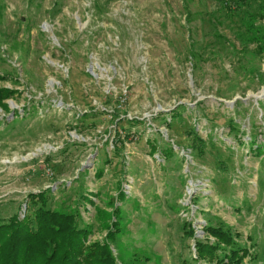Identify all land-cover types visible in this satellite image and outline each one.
Instances as JSON below:
<instances>
[{
    "label": "rangeland",
    "instance_id": "obj_1",
    "mask_svg": "<svg viewBox=\"0 0 264 264\" xmlns=\"http://www.w3.org/2000/svg\"><path fill=\"white\" fill-rule=\"evenodd\" d=\"M220 3L0 0V87L16 90L0 107V222L48 187L92 239L117 206L129 263L192 259L184 221L262 244L264 151L249 145H264V17L244 26Z\"/></svg>",
    "mask_w": 264,
    "mask_h": 264
},
{
    "label": "trees",
    "instance_id": "obj_2",
    "mask_svg": "<svg viewBox=\"0 0 264 264\" xmlns=\"http://www.w3.org/2000/svg\"><path fill=\"white\" fill-rule=\"evenodd\" d=\"M254 3V0H221L219 11L223 17H233V21L242 22L245 26L254 19V15L256 18L264 17V6L258 4V8L251 9ZM253 12L255 14L251 15ZM251 28H253L252 24ZM4 77L6 76L0 78ZM15 93L14 89L0 87V107L2 109L8 110L5 100ZM16 115L18 116V112L15 111L13 118H17ZM132 121L136 122V120ZM229 124L231 125L230 129H233V123ZM191 131L194 132V129L191 128ZM238 140V143H243L240 139ZM251 143H255L254 140H251ZM254 145H249V151H254L257 154L264 151V145ZM172 152L171 149L166 151L164 157L170 156ZM46 159L48 160V158ZM52 168L48 167L51 174H53ZM96 174L100 176L101 170ZM47 191L48 187L44 190L27 193L23 215L20 216L16 212L10 215L6 221L0 222V264L138 263H133L136 259H131V263L124 261L113 252L112 246L116 243L117 233L120 231V225L115 220L122 217L117 206L113 204L111 211H102V218L107 219L110 223L108 225L107 222L101 224V228L106 229L104 236L100 239H92L90 238L92 226L80 223L81 214L77 206L68 205L65 209L51 207L48 203ZM119 195L120 200L125 198V194L120 191ZM84 200H88L90 204L92 202L87 196H84ZM225 200L229 201V198ZM197 201L198 198L194 199V204ZM232 208L237 213L241 211V208H235V206ZM182 231L185 237L194 238L195 249L192 259L186 260L184 264H190V261L195 264H242L245 258H248L252 264H264V239L259 238V241L262 242L259 245L255 232H250L245 240H240V234L233 232L228 226L205 223L200 230L204 237L198 239L195 236V229L187 221L182 223ZM144 258L149 259L148 256Z\"/></svg>",
    "mask_w": 264,
    "mask_h": 264
}]
</instances>
